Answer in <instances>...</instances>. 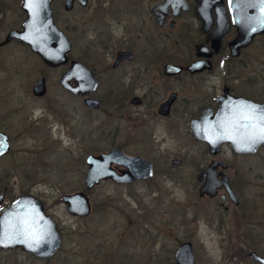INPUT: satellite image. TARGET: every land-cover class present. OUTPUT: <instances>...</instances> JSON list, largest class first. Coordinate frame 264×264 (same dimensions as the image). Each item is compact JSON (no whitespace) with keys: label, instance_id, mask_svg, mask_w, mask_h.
<instances>
[{"label":"flooded vegetation","instance_id":"af4514ba","mask_svg":"<svg viewBox=\"0 0 264 264\" xmlns=\"http://www.w3.org/2000/svg\"><path fill=\"white\" fill-rule=\"evenodd\" d=\"M85 1L74 0L70 9H65V0L51 2L53 20L70 43L65 62L53 66L20 40L4 42L10 30H21L26 12L22 0H0V27L5 29L0 48L18 43L37 56L43 65L28 94L19 98L18 106L10 113L0 108V131L8 135L10 143L9 152L1 156L0 161L9 156L15 141L21 147L17 152L22 154L28 152L25 148L29 145H45L43 139L52 140L53 130L57 128L54 123L58 121L66 130H72L67 135L72 143L83 145L88 141L106 147L85 156L84 180L88 170L87 156L114 148L153 164L151 177L129 183L101 179L89 189H85L83 180V190L78 191L88 195L102 182L122 187L144 185L158 174L159 180L152 181V187L147 188L152 192L161 183L168 211H163L151 222L141 204L138 210L130 204L128 219L129 223L133 222V211L144 217L138 233L152 238L156 250H150V254L158 258L159 264H178L175 255L184 242L191 244L195 264H264V173L254 164H246V157L257 156L264 143L254 153H235L224 143L219 152L212 154L205 142L191 135L192 120L206 109L215 112L220 105L217 99L225 92L253 102H264L258 79L261 69L255 66L256 59L249 53L259 42L264 47L260 41L264 31L253 34L243 45L234 44L238 35L235 17L241 27L243 23L244 27L262 24L264 1ZM12 9L16 14L14 22L3 27L4 16ZM75 9L80 17L70 19ZM87 12H92L93 18L88 19ZM246 17L251 19L250 26L245 23ZM60 19L63 27L59 26ZM75 33L81 39L77 46L73 41ZM74 62L92 71L97 81L94 90H87L88 85L75 78L67 79L65 86L61 83V77L69 75ZM51 72L55 73L56 90L47 96ZM40 78L44 79L45 91L37 95L33 89ZM77 85L80 89L74 93L70 88ZM88 98L96 102L89 105ZM0 103L4 104L2 100ZM65 106L69 110H65ZM12 115L19 118H15L18 126L14 136L8 128ZM183 128L195 144L190 149L179 138ZM158 161L162 169L157 171ZM111 167L119 174L125 170L123 165L115 163ZM176 168L180 170L175 171ZM11 175L9 171L0 173V194H3L0 213L15 197L31 194L42 202L45 212L57 223L62 244L49 258H37L19 247H0V259L4 260L0 264L16 263V254L21 253L35 263L48 262L62 249L67 232L49 210L48 192L38 189L33 181L16 192V182ZM225 177L228 187L224 185ZM188 179L190 194L194 196L182 204L181 187ZM204 184L207 192L200 194ZM64 194L67 193L61 194L59 200L66 207L62 200ZM196 199L207 201L204 220L207 233L203 236L199 233L197 216L187 219V212L193 209ZM90 213L91 204L86 216L69 214L84 218ZM183 228L187 232L184 235ZM138 233L135 230V234ZM138 241L131 239L132 252Z\"/></svg>","mask_w":264,"mask_h":264},{"label":"rangeland","instance_id":"374dc122","mask_svg":"<svg viewBox=\"0 0 264 264\" xmlns=\"http://www.w3.org/2000/svg\"><path fill=\"white\" fill-rule=\"evenodd\" d=\"M85 14L89 16L88 19L93 18L92 12ZM4 17L5 24L3 27L12 24L16 14L12 9ZM69 17L70 19L80 17L78 9H75ZM61 23L60 19L59 26L63 27ZM90 27L92 28V26ZM4 35L5 29L0 27V38H4ZM80 40L78 34L75 33L73 41L76 46ZM260 41L264 44V37ZM249 53L253 54L256 59L255 66L258 65L261 69L258 79L264 99V47L259 42ZM250 68L253 69L254 67L250 66ZM41 69H43V65L38 57L31 54L24 46L13 43L0 48V80H5L0 82V100L4 102L3 105L0 103L2 111L10 113L12 108L18 106L19 98L28 94L31 83L40 75ZM54 74L50 73L47 96H50L53 89L56 90ZM61 96L63 97L62 93ZM64 108L69 110L66 106ZM15 118L19 119L18 116L12 115L8 123L12 136L15 135L14 132L18 126ZM55 123L57 128L53 130L52 140L43 139L46 144L39 147L27 146L25 148L28 150L26 154L17 152L21 147L15 141L9 156L0 161V173L3 171L13 173L11 179L16 182V192L31 181L36 182L35 186L38 189L47 191L49 210L60 225L64 227L67 235L64 237L62 249L48 262L35 263L31 257L21 253L16 254L18 260L14 264H159L158 258H154L150 254V250H156L152 238L138 233V228L141 227L139 223L144 217L136 215L133 211V222L129 223L128 219L130 204H134L133 208L137 210L138 204H141V209L151 222L157 220L163 211H168L169 207L164 202L166 195L160 189L161 183L156 190L152 192L149 190L153 182L159 180V175L155 174L153 182L150 181L144 185L122 187L102 182L88 193L91 204L90 215L84 218L74 217L66 211L65 205L59 200L61 194L83 190L86 171L85 156L106 147L104 145L98 147L88 141L83 145L72 143L67 138L68 133H71L72 130H66L58 121ZM59 127L61 129L58 132ZM179 138L188 149L192 148V145L194 147L195 144L191 141L187 129H182ZM199 146H197L198 150H200ZM246 162V164L249 162L254 164L264 173V148L257 156L246 157ZM157 164V171L161 170V161H158ZM176 170H180V168H176ZM147 186L151 187L147 188ZM190 188L191 183L188 179L181 187L182 204L187 198L194 196V194H190ZM192 208L187 212V219L197 216V219L200 220L199 233L202 236L206 235L204 220L207 201L196 199ZM184 229L182 235L187 233ZM135 230L138 234H135ZM131 239L139 240L133 252ZM0 256L2 257V255ZM0 261L4 263V260L0 259Z\"/></svg>","mask_w":264,"mask_h":264},{"label":"water","instance_id":"95a60500","mask_svg":"<svg viewBox=\"0 0 264 264\" xmlns=\"http://www.w3.org/2000/svg\"><path fill=\"white\" fill-rule=\"evenodd\" d=\"M53 0H22V8L26 18L21 30L12 29L4 42L17 39L27 44L40 58L53 66L61 65L66 60V52L70 48L67 36L57 27L53 20L51 2ZM74 0H65V9H70ZM85 3V0H77ZM264 1V0H262ZM235 46L247 43L253 34L264 31L262 24L253 27L239 26ZM250 26L251 19L244 18ZM260 22V21H257ZM242 25V24H241ZM75 78L80 83L88 85L87 90H94L97 84L92 71L80 62H74L69 75L61 77L65 86L67 79ZM78 93L80 86L70 88ZM41 95L45 91L44 79L40 78L33 89ZM220 105L215 112L210 109L202 111L191 122L193 138L207 144L209 152L216 154L220 145L227 143L235 153H254L264 143V102H253L227 92L220 96ZM89 105L96 102L88 98ZM96 106V103H95ZM10 150L8 135L0 131V157ZM88 170L85 175L84 187L91 188L101 179H111L117 183H129L138 178L151 177L153 164L147 159L129 156L119 148L106 153L88 155L86 158ZM119 164L125 167L121 174L111 165ZM211 167L207 169L210 171ZM225 179V186L228 187ZM207 192V185L200 189V194ZM3 194H0V201ZM68 213L76 216H86L90 211L88 195L84 191H75L62 196ZM62 238L57 223L47 214L42 202L31 194L19 195L12 200L0 213V247H19L37 258H49L61 247ZM178 264H195L194 254L189 242L182 243L175 255Z\"/></svg>","mask_w":264,"mask_h":264}]
</instances>
